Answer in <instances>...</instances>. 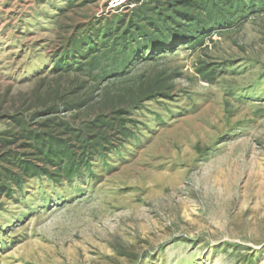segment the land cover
<instances>
[{
  "label": "rangeland",
  "instance_id": "rangeland-1",
  "mask_svg": "<svg viewBox=\"0 0 264 264\" xmlns=\"http://www.w3.org/2000/svg\"><path fill=\"white\" fill-rule=\"evenodd\" d=\"M107 6L0 0L1 114L65 91L55 63L69 40L126 24L137 5ZM162 72L169 97L131 110L128 137L73 179L0 192V264H264V9L130 76ZM9 125L1 116L0 133Z\"/></svg>",
  "mask_w": 264,
  "mask_h": 264
},
{
  "label": "trees",
  "instance_id": "trees-1",
  "mask_svg": "<svg viewBox=\"0 0 264 264\" xmlns=\"http://www.w3.org/2000/svg\"><path fill=\"white\" fill-rule=\"evenodd\" d=\"M134 1L126 24L69 40L55 63L59 80L69 78L65 91L58 86L39 95L38 90L33 103L26 101L29 116L25 105L0 113L10 122L0 133V192L11 193L8 183L21 184L28 176L73 179L81 163L128 137L131 110L147 99L169 97L171 77L165 72L130 76L137 63L154 62L160 52L172 53L181 43L196 45L214 27L264 9V0Z\"/></svg>",
  "mask_w": 264,
  "mask_h": 264
},
{
  "label": "built area",
  "instance_id": "built-area-1",
  "mask_svg": "<svg viewBox=\"0 0 264 264\" xmlns=\"http://www.w3.org/2000/svg\"><path fill=\"white\" fill-rule=\"evenodd\" d=\"M134 0H108L107 10H114L131 5Z\"/></svg>",
  "mask_w": 264,
  "mask_h": 264
}]
</instances>
